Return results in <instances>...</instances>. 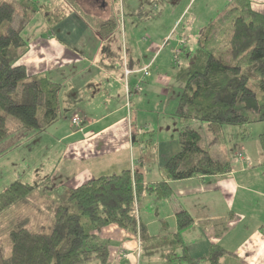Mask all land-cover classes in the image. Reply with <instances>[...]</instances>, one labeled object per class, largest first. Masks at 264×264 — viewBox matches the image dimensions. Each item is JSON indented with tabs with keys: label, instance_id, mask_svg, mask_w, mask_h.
Returning <instances> with one entry per match:
<instances>
[{
	"label": "trees",
	"instance_id": "obj_1",
	"mask_svg": "<svg viewBox=\"0 0 264 264\" xmlns=\"http://www.w3.org/2000/svg\"><path fill=\"white\" fill-rule=\"evenodd\" d=\"M109 3L0 0V142L12 132L6 115L20 122L18 129L26 136L45 130L59 115L61 83L45 74H30L18 62L27 50L22 31L28 22L41 12L52 29L76 11L105 40L119 26V16L112 10L102 16L98 13ZM178 48L176 57L173 53L177 64L174 77L182 83V90L173 115L180 124L179 149L166 159L162 171L169 180L227 173L231 169L229 160L215 158L202 146L201 136L190 121L205 122L214 139L223 142V125L237 126L241 138H246V125L264 120V14L255 11L249 0H228L217 16L201 28L192 49L175 47ZM182 55L184 59L180 61ZM18 86L20 94L16 99ZM40 104L43 113L38 119ZM153 132L142 133L138 161L145 166L156 160ZM258 139L264 149V133ZM39 190L47 197V225L41 224V219L34 221L33 213L28 212L27 218L13 213ZM144 193L164 199L170 196L171 186L164 179L145 182L142 171L129 168L90 178L76 187H53L50 174L34 183L15 179L0 191V264H107L108 241L100 237L101 229L115 224L137 233L135 203ZM38 206L36 216L42 210ZM175 219L173 233L164 227L160 233L150 235L140 227V255H158L162 264H198L199 259L188 254L181 236V231L192 225L193 217L180 209ZM225 252L222 246L212 244L207 260L218 264Z\"/></svg>",
	"mask_w": 264,
	"mask_h": 264
},
{
	"label": "crops",
	"instance_id": "obj_2",
	"mask_svg": "<svg viewBox=\"0 0 264 264\" xmlns=\"http://www.w3.org/2000/svg\"><path fill=\"white\" fill-rule=\"evenodd\" d=\"M227 2L220 0L219 4ZM249 2L255 11L264 14V0ZM183 12L161 34L149 33L146 28L132 35L135 27L123 23V27L118 26L110 37L102 40L75 11L52 29L44 23L42 32L26 39L27 51L20 63L30 74H45L61 83L62 118L57 117L41 132L16 139L20 142L27 138L20 143L32 149L46 132L54 134L53 143L57 148L53 152L54 161L47 167L43 164L36 167L39 162L28 160L29 154L24 155L29 162L24 171L31 173L33 183L50 174L53 187H76L90 178L127 168L142 171L145 182L169 181V197L156 199L144 193L138 198L137 233L115 224L101 229L100 237L108 241L107 264H161L158 255L144 260L140 255L137 259L140 227L150 235L165 228L173 233L175 212L180 209L193 217L192 225L182 230L181 236L188 254L199 259L198 264H210L207 256L212 244L226 250L218 264H264V170L259 166L264 163V156L261 158L260 152L242 154L237 170L232 168L233 161L228 156L225 160H229L231 169L227 173L169 180L162 171L166 159L179 149L176 138L162 132L171 126H175L173 132H178L180 124L176 116H164L166 108L156 116H162L163 122L153 120L151 113L160 107L152 99L161 98L162 93L169 94L171 87L181 92L180 85L170 84L177 69V64L170 62L173 48L192 49L204 26H198L193 34L189 33L188 26H183L178 35L169 37L171 28L179 25ZM195 19L193 16L192 21ZM143 30L148 32L147 38L142 36ZM183 59L182 55L180 61ZM144 68L148 71L145 78L141 76L146 75ZM69 81L72 84L66 89ZM136 84L139 89L135 88ZM74 114L80 118L79 127L71 124ZM143 127L147 128L143 130ZM131 128L135 130L134 135H130ZM156 129L159 132L155 142L156 160L145 166L138 161L142 133ZM9 141L12 142L0 148L1 153L14 143Z\"/></svg>",
	"mask_w": 264,
	"mask_h": 264
},
{
	"label": "rangeland",
	"instance_id": "obj_3",
	"mask_svg": "<svg viewBox=\"0 0 264 264\" xmlns=\"http://www.w3.org/2000/svg\"><path fill=\"white\" fill-rule=\"evenodd\" d=\"M109 1L110 3L108 5V8L106 7L105 9L99 10L98 12L99 15L101 16L106 15L109 11L112 10L115 14L119 16V19H118L119 27H123L122 26L123 23H125L126 25L128 24V27L130 26V23H131V27H135L134 32H132V35L133 34L137 35L138 31H140L141 29H146V28L149 33L150 31H153L155 33L159 32L161 34V31L167 30V28L170 27V25L173 23L175 17L179 16V14L184 10L183 14L181 15L179 25L171 28L169 35H168L169 37L178 35L180 33L179 32L180 29L183 26L189 27V33L191 34L196 33L195 31L199 29L198 26L202 27V25H206L208 22L214 19L217 16V14L225 6L224 3L219 4L220 0H109ZM123 2H125L124 3V18H125L124 22H123V18H121ZM203 6L204 8H201ZM72 12H75V11H72ZM193 16H196V19L194 22L192 21ZM44 23L45 21L41 15V12H37L32 17V19L28 22L25 29L22 31V34L25 37V39H29L36 33L42 32V29L44 30L43 28ZM148 32H145V30H143L144 34L142 36L147 38ZM189 40L193 41L192 38H190ZM191 44L192 43H188V46H191ZM167 46L169 45L167 44ZM175 47L173 48V52L171 55L172 58L170 57V62H172V65L176 63L173 59V53L175 55H178L179 53V48L174 51ZM102 50H104L103 47H102ZM118 52H119V55H121L120 49L118 50ZM25 53H23L22 56ZM113 57L114 56H111V58ZM118 59H119L118 62L120 63V56ZM18 62H21V58L18 60ZM102 62L104 61L102 60ZM67 70L68 68L66 69V71ZM141 76L145 78L147 77V74L146 75L142 74ZM170 82H171L170 84H174V86H176L177 84L180 85V89L182 90V83L179 80L175 78V79L170 80ZM71 84L72 83L69 81L68 84L66 85V89L70 88ZM163 85H166V82H163ZM164 87L169 89L167 86H164ZM19 94H20V88L18 86L15 91L14 97L18 99ZM179 95L180 93H179L178 88L171 87L169 89V94H167V92L166 94L162 93L161 98L158 97V99L155 101H154L155 98L152 99L154 102L153 104H155L156 107H160V109L154 110V112L151 113L152 115H150V117L153 118V120L157 119L158 121L163 122L164 118L162 116H159V118H157L156 116L158 115L157 112H159L160 114H163L165 108L167 110L165 111L164 116H167V117L170 115L173 116V111H174L173 108L175 107L174 105H176L177 103ZM63 99H64V96H63ZM42 113H43V105L40 104L37 107V118L38 119L41 118ZM58 117L59 119L62 118V111L59 112ZM148 121L150 122L151 120H148ZM6 124L12 132L7 138L1 141L0 148L5 146L9 142H12L9 140H14V143L12 145H9L8 149L4 151L3 153H1L2 151H0V191H2L14 179H20L22 181L33 183L32 177L30 176L31 173L27 174V171H24L26 170V167H29L28 160H31L33 162L38 161L39 165L36 167H39L41 164L47 167L48 164L50 165L54 161L53 152L54 150H57L56 144L53 143L54 134L52 133V131H51V134L49 132H46L44 136L42 137V139L37 141L36 144L31 149L30 146L28 145L26 146L25 143H20L26 140L27 138L21 140L20 142L16 140L19 136H22L23 134V132L22 131L20 132L18 129L20 122L15 117L11 115H6ZM190 124L194 129H196L199 132L201 136V145L206 147V149L215 158L220 159L221 161L225 160L228 156L232 158V161H233L232 168L234 170H237L239 168L240 162H241L239 158L244 153H255L256 151H258L260 152L259 156L261 158L262 156H264V149L262 148L260 141L258 139L259 134L264 133V120L251 122L247 124L246 133H248L249 135L246 138H241L240 130L237 126L228 125V124L223 125L222 127L223 142H219L214 139L212 133L208 129V126L205 122L192 119L190 121ZM167 126L168 125H166L165 127ZM174 127L175 126H171L170 129L163 131L162 135H168V134L170 136L173 135L174 136L173 138H176L177 140L178 132L177 131L173 132V130L175 129ZM145 128L147 127H143V130H145ZM140 130H142V128H139V131ZM134 132L135 130L131 128L130 135H132ZM154 132H153V138L156 142L157 141L156 137L159 132L157 131V129ZM25 137L26 135H24V138ZM15 140H16V143H15ZM2 142H5V143L2 144ZM48 144L50 146H48ZM28 154H29L28 160L24 159V155H28ZM8 156L10 158H8ZM233 159H235L236 161ZM245 163H247V161H245ZM259 166L260 168L264 170V163H260ZM43 169H46V168H43ZM129 169L132 170L131 168ZM132 171H135V170H132ZM38 194L32 195L30 199L27 201L28 203L25 206H23L24 204L19 206L18 208L14 210L13 213H15V215H18L22 218H27L28 212H30L31 214L33 213L34 219L33 217H31V219H33L34 221L35 219H37L38 221H40L41 219L40 221L41 224L47 225L46 219L48 220V217H49L48 211H47L48 203L44 202L47 197L45 195L42 196L43 193L40 190L38 191ZM36 205H39L38 207H41L42 209L40 211L39 216L35 215V212H38L36 211V208H35ZM135 205H136L135 213H137V201ZM42 213H44L45 215ZM136 218H137V215H136ZM32 224H35V222ZM2 237H3L2 239H4L5 235H2ZM136 254H137L136 257L138 259V256H140V250H137ZM142 259L144 260L145 258L142 257ZM173 264H176V263H173Z\"/></svg>",
	"mask_w": 264,
	"mask_h": 264
},
{
	"label": "built area",
	"instance_id": "obj_4",
	"mask_svg": "<svg viewBox=\"0 0 264 264\" xmlns=\"http://www.w3.org/2000/svg\"><path fill=\"white\" fill-rule=\"evenodd\" d=\"M175 50H177V49H175ZM175 57H176V55H175ZM143 71H144V74L147 73V70L145 68L143 69ZM125 73L128 74L129 73V70H125ZM138 87L139 86L136 85L135 88L138 89ZM126 93H127V96H128V89L127 88H126ZM126 103L128 104V102H126ZM71 124H72V126L79 127V125H80V118L76 114H74L73 116H71Z\"/></svg>",
	"mask_w": 264,
	"mask_h": 264
}]
</instances>
